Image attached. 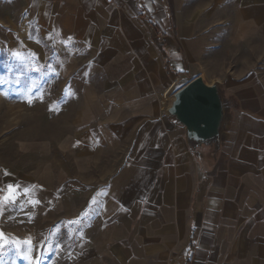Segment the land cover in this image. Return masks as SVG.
Masks as SVG:
<instances>
[{"label": "crops", "instance_id": "obj_1", "mask_svg": "<svg viewBox=\"0 0 264 264\" xmlns=\"http://www.w3.org/2000/svg\"><path fill=\"white\" fill-rule=\"evenodd\" d=\"M0 26L10 54L53 49L91 80L67 88L51 186L5 172L0 240L67 239L37 264H264V0H0ZM183 76L228 96L199 153L165 100Z\"/></svg>", "mask_w": 264, "mask_h": 264}, {"label": "rangeland", "instance_id": "obj_2", "mask_svg": "<svg viewBox=\"0 0 264 264\" xmlns=\"http://www.w3.org/2000/svg\"><path fill=\"white\" fill-rule=\"evenodd\" d=\"M6 27L0 26V186L8 171L31 179L38 176L51 186L52 172L56 171L61 156V142L72 129L73 114L82 100L81 95L71 94L67 88L72 85L79 90L91 80L84 78L86 71L79 78H67V64L59 62L53 49L44 62L38 61L31 50L10 54L4 45ZM85 68L86 65L77 71ZM186 77H179L171 86L173 91L165 95L168 106L174 94L188 82ZM224 97L227 102L228 96ZM121 161L103 157L94 160V164L101 170H110ZM55 235L49 229L44 239L34 237L30 244L18 238L0 240L5 246L4 264H37V242V246L44 244L47 253L53 245L57 247L63 242L68 246L67 239ZM44 259L45 264L51 255H45Z\"/></svg>", "mask_w": 264, "mask_h": 264}, {"label": "water", "instance_id": "obj_3", "mask_svg": "<svg viewBox=\"0 0 264 264\" xmlns=\"http://www.w3.org/2000/svg\"><path fill=\"white\" fill-rule=\"evenodd\" d=\"M228 101L218 84H208L202 76L180 88L168 109L185 128L188 140L199 153L216 146L225 125Z\"/></svg>", "mask_w": 264, "mask_h": 264}, {"label": "snow or ice", "instance_id": "obj_4", "mask_svg": "<svg viewBox=\"0 0 264 264\" xmlns=\"http://www.w3.org/2000/svg\"><path fill=\"white\" fill-rule=\"evenodd\" d=\"M4 236V233L0 231V239H2ZM27 243H31V240L29 239ZM4 255H5V246L3 244H0V264H4Z\"/></svg>", "mask_w": 264, "mask_h": 264}]
</instances>
